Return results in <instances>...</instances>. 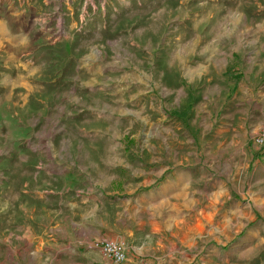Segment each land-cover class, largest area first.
I'll return each instance as SVG.
<instances>
[{
	"label": "rangeland",
	"instance_id": "obj_1",
	"mask_svg": "<svg viewBox=\"0 0 264 264\" xmlns=\"http://www.w3.org/2000/svg\"><path fill=\"white\" fill-rule=\"evenodd\" d=\"M0 20V264H114L102 241L264 264V0H0Z\"/></svg>",
	"mask_w": 264,
	"mask_h": 264
},
{
	"label": "built area",
	"instance_id": "obj_2",
	"mask_svg": "<svg viewBox=\"0 0 264 264\" xmlns=\"http://www.w3.org/2000/svg\"><path fill=\"white\" fill-rule=\"evenodd\" d=\"M256 147L264 148V130L254 137ZM100 247L104 256L114 264H124L127 261V254L122 244L113 241H102Z\"/></svg>",
	"mask_w": 264,
	"mask_h": 264
},
{
	"label": "crops",
	"instance_id": "obj_3",
	"mask_svg": "<svg viewBox=\"0 0 264 264\" xmlns=\"http://www.w3.org/2000/svg\"><path fill=\"white\" fill-rule=\"evenodd\" d=\"M3 25H4V22L2 20H0V29L3 28ZM1 32H6L5 30H0ZM70 36V34H68V37ZM61 67V66H59ZM73 69L75 72H76V68L74 67L73 64H69V70ZM66 68H64L63 66V69L60 70L57 69V71L59 72V77H58V80H61L63 79L61 82L64 83V84H67L69 85V83L72 85L73 82H75V79L71 80L70 77L69 79H66L64 74L61 73V71H65ZM62 106L58 107V111L59 112H62L63 114L61 115V118H70L73 116V112L75 110V107H74V98L72 96H67L65 98H63L62 100ZM64 151H67L68 150V145H65V148L63 149Z\"/></svg>",
	"mask_w": 264,
	"mask_h": 264
}]
</instances>
